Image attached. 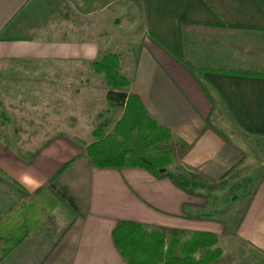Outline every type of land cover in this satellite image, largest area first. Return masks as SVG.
Wrapping results in <instances>:
<instances>
[{
	"label": "crops",
	"instance_id": "obj_1",
	"mask_svg": "<svg viewBox=\"0 0 264 264\" xmlns=\"http://www.w3.org/2000/svg\"><path fill=\"white\" fill-rule=\"evenodd\" d=\"M119 3L0 0V221L31 225L0 264H126L113 239L125 221L167 247L215 234L223 254L213 264H264V172L239 226L205 213L209 198L259 166L246 144L264 141V78L205 73L213 105L162 48L202 67L264 74V0H144L142 20L126 24L123 6L111 8ZM108 54L130 81L125 92L172 132L166 173L202 184L207 199L142 169L94 165L93 132L112 134L125 113L93 67ZM44 186L63 198L54 209L52 191L37 200Z\"/></svg>",
	"mask_w": 264,
	"mask_h": 264
},
{
	"label": "trees",
	"instance_id": "obj_2",
	"mask_svg": "<svg viewBox=\"0 0 264 264\" xmlns=\"http://www.w3.org/2000/svg\"><path fill=\"white\" fill-rule=\"evenodd\" d=\"M205 29L209 28L191 24L184 25V30L204 31ZM155 41L158 42L157 40ZM158 44L161 45L159 42ZM162 48L196 80L213 105L215 104V99L212 98L209 91L211 85L203 81L205 73L217 72L264 78V74L257 72L202 67L190 59L177 56L163 46ZM118 66L119 58L115 54H108L93 64L94 69L105 77L106 85L109 89L107 94L109 103L112 106L124 107L125 113L112 134L106 135L102 129H97L93 132L95 142L88 147V156L98 168L142 169L157 178H169L177 188L190 196L205 197L197 192L202 187V184L185 176L166 173L174 162L173 156L169 151V145L173 140L172 132L160 125L147 113L138 96L128 95L125 92L130 87V81L120 73ZM47 190L55 194L54 198H59V201L53 206L54 209L60 204V201H63V198L52 187L44 186L37 190V200L44 203L39 193ZM24 203L20 204L19 208L23 207ZM248 208L249 202L239 215L238 226L244 219ZM72 225L73 222L61 230L58 240L51 247L50 252L61 241ZM30 226L27 225V229L26 225L20 227L10 215L0 221V240L3 245L0 248V263L25 241L31 232ZM113 239L126 264H213L223 254L222 249L218 247L217 235L198 233L183 245V256H177L175 246L167 247L162 236L147 232L142 225L135 222L125 221L119 223L113 231ZM201 252L205 253L197 257Z\"/></svg>",
	"mask_w": 264,
	"mask_h": 264
},
{
	"label": "rangeland",
	"instance_id": "obj_3",
	"mask_svg": "<svg viewBox=\"0 0 264 264\" xmlns=\"http://www.w3.org/2000/svg\"><path fill=\"white\" fill-rule=\"evenodd\" d=\"M115 6L122 7L125 24L130 22V18L134 19V23L142 20L144 0H123V3L113 5L111 8ZM137 30L141 31L142 26L138 27ZM215 120L217 121V118ZM250 144L247 143L246 145H248L251 155L256 159L259 165L258 168L254 169L252 167L248 171L247 177L237 181L234 187L230 189L226 187L225 189L227 190L224 193L208 199L210 207L205 213L210 215L211 218L225 219L230 225H233L252 194L256 181L262 176L264 172V141H250ZM201 199L207 198L202 197ZM183 243L181 241L180 244H176L175 252L177 256H183ZM2 246V241L0 240V248Z\"/></svg>",
	"mask_w": 264,
	"mask_h": 264
}]
</instances>
